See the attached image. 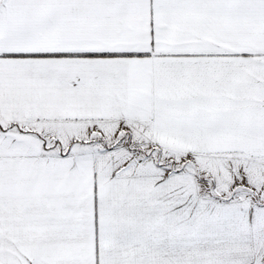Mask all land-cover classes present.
Instances as JSON below:
<instances>
[{
  "label": "snow or ice",
  "instance_id": "6c2138e0",
  "mask_svg": "<svg viewBox=\"0 0 264 264\" xmlns=\"http://www.w3.org/2000/svg\"><path fill=\"white\" fill-rule=\"evenodd\" d=\"M0 264H264V0H0Z\"/></svg>",
  "mask_w": 264,
  "mask_h": 264
}]
</instances>
